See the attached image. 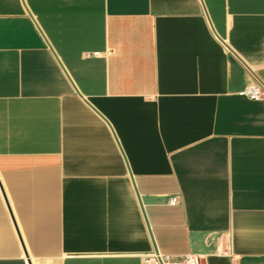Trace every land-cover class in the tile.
<instances>
[{"label": "crops", "instance_id": "obj_1", "mask_svg": "<svg viewBox=\"0 0 264 264\" xmlns=\"http://www.w3.org/2000/svg\"><path fill=\"white\" fill-rule=\"evenodd\" d=\"M250 87L264 0H0V264H264Z\"/></svg>", "mask_w": 264, "mask_h": 264}, {"label": "built area", "instance_id": "obj_2", "mask_svg": "<svg viewBox=\"0 0 264 264\" xmlns=\"http://www.w3.org/2000/svg\"><path fill=\"white\" fill-rule=\"evenodd\" d=\"M244 94L253 100H259L264 98V91L258 87H250L244 91ZM172 206L178 204V198H172L170 201ZM220 254H223L222 250H219ZM203 258L200 255L188 254L180 260H173L170 257H163L155 252L146 255L143 259L144 264H203Z\"/></svg>", "mask_w": 264, "mask_h": 264}, {"label": "water", "instance_id": "obj_3", "mask_svg": "<svg viewBox=\"0 0 264 264\" xmlns=\"http://www.w3.org/2000/svg\"><path fill=\"white\" fill-rule=\"evenodd\" d=\"M138 197H139V196H138ZM139 200H140V199H139ZM140 204H141V206H142V202H141V201H140ZM142 210H143V214H144V217H145V220H146V223H147L148 229H149V231H150V235H151V237H152V241H153V245H154L155 253H156V254H159L158 249H157V247H156V244H155V242H154V238H153V235H152V232H151V229H150V225H149V222H148V219H147V216H146V213H145V210H144L143 206H142ZM28 264H32L30 260H28Z\"/></svg>", "mask_w": 264, "mask_h": 264}]
</instances>
